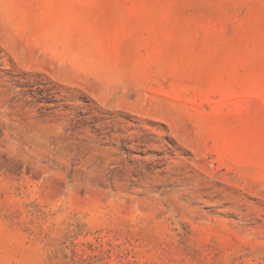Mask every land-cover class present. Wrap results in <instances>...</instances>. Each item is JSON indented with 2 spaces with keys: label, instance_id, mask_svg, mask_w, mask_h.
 <instances>
[{
  "label": "rangeland",
  "instance_id": "rangeland-1",
  "mask_svg": "<svg viewBox=\"0 0 264 264\" xmlns=\"http://www.w3.org/2000/svg\"><path fill=\"white\" fill-rule=\"evenodd\" d=\"M0 264H264V0H0Z\"/></svg>",
  "mask_w": 264,
  "mask_h": 264
}]
</instances>
